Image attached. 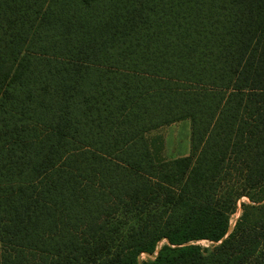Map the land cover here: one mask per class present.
<instances>
[{"label":"trees","instance_id":"16d2710c","mask_svg":"<svg viewBox=\"0 0 264 264\" xmlns=\"http://www.w3.org/2000/svg\"><path fill=\"white\" fill-rule=\"evenodd\" d=\"M0 264H264V0H0Z\"/></svg>","mask_w":264,"mask_h":264},{"label":"rangeland","instance_id":"374dc122","mask_svg":"<svg viewBox=\"0 0 264 264\" xmlns=\"http://www.w3.org/2000/svg\"><path fill=\"white\" fill-rule=\"evenodd\" d=\"M146 137L151 142L153 148L161 146L158 153L161 159L170 160L178 156L187 155L190 150V122L188 119H182L163 125L147 132ZM242 200H246V198ZM239 213L240 205H238L237 211L230 217L229 222L231 226L234 224ZM164 242V240H161L158 243V247ZM195 243L200 245L204 250H210L215 245V243L206 239L198 240ZM152 257V255L143 253L140 256V260H146Z\"/></svg>","mask_w":264,"mask_h":264}]
</instances>
